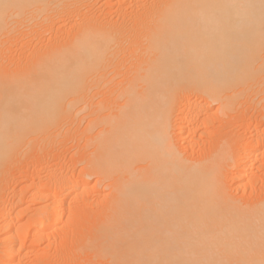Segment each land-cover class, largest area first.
I'll list each match as a JSON object with an SVG mask.
<instances>
[{
	"label": "bare ground",
	"instance_id": "obj_1",
	"mask_svg": "<svg viewBox=\"0 0 264 264\" xmlns=\"http://www.w3.org/2000/svg\"><path fill=\"white\" fill-rule=\"evenodd\" d=\"M93 1L0 0V183L16 164L20 183L31 177L42 149L82 142L77 174L76 165L64 163L50 175L48 187L43 182L47 188L36 180L30 185L38 189L28 202L39 203L32 212L33 236L41 239L60 219L59 197L84 195L96 178L107 191L101 189L104 208L81 244L94 264H264V195L249 202L234 194L251 183L249 161L258 148L264 152V134L254 127L257 136L246 138L251 136L246 130L243 148L230 150L231 143L223 141L196 161L183 156L189 147L181 146L182 135L190 132L184 121L197 124L190 110L200 116L203 111L202 127H208L214 103L231 119L245 103L256 108L264 101V0H145L139 13L123 10L115 21L89 17ZM61 23L74 29L63 34L64 42L58 41ZM53 30V47L36 52L14 72L4 68L6 45L29 51L35 39L44 43L41 38ZM191 96L198 103L179 111L181 100ZM243 117L240 134L250 125ZM53 156L32 178L48 171ZM14 188H0V264H14L30 242L24 226L11 235V220L23 215L16 210L23 196L13 195L14 204L4 201Z\"/></svg>",
	"mask_w": 264,
	"mask_h": 264
},
{
	"label": "rangeland",
	"instance_id": "obj_2",
	"mask_svg": "<svg viewBox=\"0 0 264 264\" xmlns=\"http://www.w3.org/2000/svg\"><path fill=\"white\" fill-rule=\"evenodd\" d=\"M95 1V0H94ZM93 1V2H94ZM98 1V2H97ZM96 2H92V4L90 5L91 7H88L86 10L88 11V15H89V13L91 12V14L90 15H92V16H90L89 15V17H96V18H100L101 17V19L102 18H104V20H106V21H112V19L115 21L116 19H117V16H118V14L120 13V12H122L123 10H124V13H126L127 11V15H130V14H132V15H135L137 12L139 13L140 11L139 10H141V6H142V2H143V5H144V3H146L147 1L149 2V0H147V1H145V0H140V1H135L134 0V3L136 4V5H134V3H133V1L132 0H124L125 2H121L120 4L119 3H116V4H114V1H116V0H101V1H104V2H102L101 3V1L100 0H97ZM100 1V2H99ZM106 1H108L107 2V4L105 3ZM123 1V0H122ZM132 1V2H131ZM145 1V2H144ZM140 2V3H139ZM123 3H125V4H123ZM94 5V6H93ZM140 5V6H139ZM93 6V7H92ZM133 6H135V7H133ZM137 6H139V8L137 7ZM95 7V8H94ZM135 8V9H134ZM89 9V10H88ZM137 9V10H136ZM109 10V11H108ZM90 11V12H89ZM111 11V12H110ZM116 11H118V12H116ZM137 11V12H136ZM93 12H95V13H93ZM100 12V13H99ZM131 12V13H130ZM98 13V14H97ZM103 15H102V14ZM107 13H109V15L107 14ZM129 13V14H128ZM100 14V15H99ZM100 16V17H99ZM106 18V19H105ZM108 18L110 19V20H108ZM113 21V22H114ZM62 24V23H61ZM68 25V24H67ZM66 24H64V26H63V24H62V27L60 28L59 27V29H58V33H62V34H57V35H59L58 36V41L59 42H64V40L66 39L65 38V36L69 33V30H70V34L74 31V29H71L69 26H67ZM68 27V28H67ZM70 28V29H69ZM68 30V31H67ZM71 30H73L72 32H71ZM56 32L57 30H53L52 32H48V33H46L42 38H41V40L43 41V40H45V41H43L44 43H42V42H38V41H40V40H37V39H35L34 41H33V44L31 43V45L29 46L30 48H28L29 49V51H26L27 49H25L24 47H19L18 49H16V47L13 45V46H9V45H6L4 48H5V50H6V53H5V55L3 56V61H4V68L5 69H7V70H9L10 72H14L15 70H18V69H20V68H22V67H24L27 63H26V59H28V58H30L31 59V57H33L34 55H35V53L36 52H38V51H45V50H47L48 48H51V47H53L54 45H55V39H53L54 38V36H55V33H53V32ZM62 31V32H61ZM66 31L68 32V33H66ZM63 34H66L65 36L63 35ZM45 38V39H44ZM52 40H51V39ZM65 38V39H64ZM46 39H47V42H46ZM62 39H64V40H62ZM36 40H37V43L34 45V43L36 42ZM66 41V40H65ZM39 43V44H38ZM42 43V44H41ZM34 46V47H33ZM24 59V60H23ZM191 97H193V98H191ZM190 97V99H189V101H185V100H181V103H182V105L178 108V110L180 111V110H182L183 109V105H185V104H187V103H192L193 105H194V102H196V101H198V100H196L197 98L196 97H194V96H191ZM95 101H96V99H95ZM262 102H264L263 100H262ZM260 103L259 102V104L260 105H258V107H261L260 109L258 108V107H256V106H254V107H256V108H251L250 106L251 105H253V104H249V103H245V105H242V106H240L239 108H237L236 110H235V112H233L232 113V117L233 118H231L230 119V117H226V116H223V114L222 113H220L219 111H218V109H217V104H213V105H211L210 107H213V108H210V110L208 109V111H209V113H208V111H207V115L208 116H210V117H212L213 115L214 116H216V118L218 117L219 119V121L218 120H216V118L213 116L212 118L213 119H211V118H208V119H206V120H208V122H209V126L207 127V126H204V127H202V124L204 123L203 122V119H201L202 117H204L205 115H204V112L203 111H201L200 113H201V116L198 114V111L197 112H195V110L194 111H192V110H190L189 111V113L187 112V114H188V116H189V114H190V112L192 113L193 112V114L191 115V116H193L194 117V119L197 121V124H196V122L192 119V120H186V121H184V126H186V123L187 122H189L190 123V125H188L187 124V126L186 127H188L187 129L190 131L189 133H187V134H184V135H182V137L184 138V137H186V138H184V140H185V142L183 141V143L181 144V146L183 145V147L185 148L187 145H188V147H189V149L188 150H186V148H185V150L186 151H184L183 153H185L183 156H187V157H189L190 159H192L193 161L196 159V160H199L202 156V159L203 158H205V155H207L208 156V154L211 152V151H213V150H215L214 148H216L217 146H218V144L219 143H222L223 141H227V143L228 142H230L229 144H230V150H232V149H235L237 146L239 147V148H241L242 146H244L245 145V139L246 138H249V137H254V134L256 133V132H258V134L260 133V134H264L263 132H264V108L262 107L263 105H264V103ZM196 103H198V102H196ZM196 103H195V105H196ZM199 103H201V101H199ZM191 104V105H192ZM198 105V104H197ZM200 105V104H199ZM198 105V106H199ZM185 107V106H184ZM215 109H217L216 111H215ZM256 111H254V110ZM258 110V111H257ZM260 111V112H259ZM202 112H203V114H202ZM216 112V113H215ZM217 112H219V114L217 113ZM195 113V114H194ZM196 113L198 114V116L199 117H196ZM209 114H211V115H209ZM218 114V115H217ZM220 114H222V115H220ZM250 115H251V117H250ZM187 116V117H188ZM207 116V117H208ZM241 116H244L243 117V119L247 122V124H250V125H246L247 127H245L244 128V130H243V133L242 134H240L241 132H237V129H238V125H239V123H238V117H241ZM245 116L247 117V118H245ZM192 117V118H193ZM207 117H205V118H207ZM189 118L191 119V117L189 116ZM198 118V119H197ZM222 118V119H221ZM253 120V118H254V122L251 120V119ZM188 119V118H187ZM246 119H248V120H246ZM251 121H250V120ZM199 120H202V123H201V121H199ZM226 120V121H225ZM191 121H194L193 123H191ZM218 121V122H217ZM222 122V124H219V123H221ZM251 122V123H249V122ZM186 122V123H185ZM207 122V123H208ZM231 122V123H230ZM258 123V124H256V123ZM211 123V124H210ZM199 124V125H198ZM195 125V126H194ZM200 125H201V127H200ZM205 125H208V124H205ZM219 125H221V127H219V129H217L216 131H214L213 132V130H215L216 128H218L217 126ZM253 125H255V126H253ZM216 126V127H215ZM253 126V127H252ZM194 130L193 132H192V129ZM199 127V128H198ZM210 127H213L214 129L212 130V128H210ZM228 127V128H227ZM255 127V129H256V132H255V129L253 130L252 128H254ZM185 128V127H184ZM222 128V129H221ZM248 128V129H247ZM251 128V129H250ZM258 128V129H257ZM186 129V128H185ZM186 129V130H187ZM202 132H201V131ZM204 130H206L205 132H206V134H205V132H204ZM212 130V131H211ZM222 130V131H221ZM248 132H250V130H251V136H248V137H246V134H249L250 135V133H248ZM259 130V131H258ZM263 131V132H262ZM185 132V131H184ZM192 132V133H191ZM199 132V133H198ZM254 134H253V133ZM262 132V133H261ZM210 133H213V134H210ZM215 133H216V135H215ZM192 134H193V137H192ZM194 134H195V136H194ZM259 134V135H260ZM209 135H210V137H209ZM191 136V137H190ZM206 136H207V138H206ZM255 136H257V133L255 134ZM264 136V135H263ZM198 137H200V138H198ZM204 137V138H203ZM242 137H246L245 139L243 138L242 139V141H244V143L241 141V139L240 138H242ZM187 138H188V141H187ZM255 138V137H254ZM191 139V140H190ZM200 139V140H199ZM222 139H224V140H222ZM240 140V141H238V140ZM201 141V142H200ZM237 141H238V144H235V143H237ZM193 142V143H192ZM240 142H241V145L242 144H244V145H240ZM262 142V141H261ZM82 143V142H81ZM81 143H78V144H75V143H72V141H68V143H66L65 145H63V143H61V144H57L56 145V147L51 151V150H49L48 152L46 151L47 150V148H45V149H42V151L43 150H45L44 152H42V151H39L40 153H37V154H35L36 156V158L35 159H37L36 161H38V162H35V164H32V168L34 169V174H37L36 173V171L38 172V170H40V169H42L43 168V166H41V164L42 165H44L45 164V162L48 160L49 161V156L51 157L52 156V153L54 154V156H53V158L52 159H50V160H54V161H52L51 163V167L48 169V171H45V170H43L41 173H39V175H36V178H32V176L34 175V174H31V177H30V175L28 176L29 178H27L24 182H22V183H20L19 182V179L16 177L17 176V174H18V172H19V167H18V165L19 164H16V165H14V167H12V169H13V174L11 173V176H9V178H7V179H9V180H7V182L6 181H1V183H0V188H2L3 186H6V187H9V188H14V194H11L10 195V197H7V198H5V203L7 202H9L10 204H14V202H17L16 200V197L15 196H23L22 198H23V201H22V203L19 205V206H17V208H16V210H22L23 212H22V219L20 220L19 219V217H18V219H17V221H14L15 219H13V220H11V221H13V222H11V223H13V225H15V227L13 226V231L10 233L11 235H14V233H15V231H14V228H17V227H21V226H24V227H22L23 229H24V232H23V234L25 235L26 233V237L27 238H25V241H27V242H29V240H30V242L29 243H33L32 244V246H31V244H27V243H24V245H23V247H22V251L20 250V252H18L19 254L18 255H16V257H15V262H14V264H16V262H19L20 260V262L18 263V264H94V262H91L93 259L92 258H90L91 256H90V254L88 253V252H83V251H81V244L84 242V240H86L88 237H90L91 235H92V232H93V230H94V227H95V225H96V223H97V221L99 220V218L98 217H100L101 216V212L103 211V206H102V198H104L103 196L105 195L104 193H106L107 191L102 187V185H98L97 186V184L95 183L96 181V178H91V180H89V185L87 186V189L85 190V191H83V193H84V195H82V193H81V191H72V192H68V193H66V194H63V196H61V197H59L60 199H62V209H60V219H58L56 222H58L57 224H56V222H55V224L53 223V225H55V226H51V228H49L48 229V231L47 230H43V233H45V231L47 232V233H45L44 234V236H46V237H42L41 239H37L35 236H33V230H34V228H32V222H31V220L33 219V214H32V212H34L33 211V208H36L37 206H38V204L35 202H31L30 203V201L28 202V197L30 196V194H31V192L32 191H34V189L35 190H37L38 189V187H39V183H40V185L41 184H43V182H44V184H46L47 182V187H48V185H49V181H50V179H51V176H52V174L55 172V171H58V167L59 166H61L62 164H68V165H70L71 164V162H72V164L71 165H76V166H74L76 169L74 170V174L73 175H75V174H77V171H78V169H80L81 167H80V163L77 165V163H78V161L80 160V158L79 157H81L82 158V150L80 151V146H82V144ZM204 143V144H203ZM201 144V145H200ZM197 145V146H196ZM220 145V144H219ZM79 146V147H78ZM204 146V149H202V147ZM233 146V147H232ZM182 147V148H183ZM191 147H192V149H191ZM197 147V148H196ZM250 147V146H249ZM248 147V148H249ZM58 150H57V149ZM62 148H63V150H62ZM65 148V149H64ZM199 148H201V149H199ZM209 148V149H208ZM243 148V147H242ZM60 149V150H59ZM194 149L196 150V151H194ZM212 149V150H211ZM238 149V148H237ZM245 149H247V147L245 148ZM249 149H251V147L249 148ZM249 149H247V151H249ZM259 150H257L258 152H256V155L257 156H254L253 158H252V162L253 163H251V161H249L250 162V164H251V166L248 168L249 170H247V172H248V174L250 173V175H251V183H249V184H247V187H246V189H245V191H243V188L239 191V192H236V193H234L235 194V197L237 196V197H241V199L243 198L244 200H246V201H252V200H254V198L256 199V198H261L263 195H264V159H263V156H264V152L261 150V148H258ZM78 150V151H77ZM202 150H204V151H202ZM206 150V151H205ZM211 150V151H210ZM56 151V152H55ZM58 151V152H57ZM61 151V152H60ZM189 151V152H188ZM190 151H191V153H190ZM263 153H262V152ZM24 152H28V154L29 155H31V153L30 152H32V150H30V151H24ZM203 152H204V155H203ZM51 153V154H50ZM79 155H78V154ZM189 153V156L187 155ZM49 154V155H48ZM56 154V155H55ZM77 154V155H76ZM262 154H263V156H262ZM39 155V156H38ZM193 155V156H192ZM201 155V156H200ZM256 157V158H255ZM57 158V159H56ZM198 158V159H197ZM255 158V159H254ZM257 158H258V160H257ZM260 158V159H259ZM47 159V160H46ZM56 159V160H55ZM68 159V160H67ZM78 160V161H76V160ZM72 160V161H71ZM73 160H75V164H74V161ZM195 160V161H196ZM262 160V161H261ZM59 162H61V163H59ZM67 162V163H66ZM77 162V163H76ZM258 162V163H257ZM22 163H24V162H22ZM36 163H37V165H36ZM256 163V166L254 165ZM260 163H262V164H260ZM260 164V165H259ZM13 166V165H12ZM20 166V165H19ZM80 167V168H78V167ZM40 167V168H39ZM42 167V168H41ZM255 167V168H254ZM37 169V170H36ZM251 169V170H250ZM258 169V170H257ZM15 170V171H14ZM55 170V171H54ZM253 170V171H252ZM256 170V171H255ZM54 171V172H53ZM251 171V172H250ZM259 173V174H258ZM15 174V175H14ZM51 175V176H50ZM252 175H255V176H252ZM15 176V178H17V179H13V177ZM37 176H38V178H37ZM33 177H35V175L33 176ZM48 177V178H47ZM72 177H74V176H72ZM45 179H48V180H45ZM260 180V181H258V180ZM263 179V180H262ZM28 180V181H27ZM33 180V181H32ZM34 180H36V183H38L37 185H38V187H37V189H36V187L35 186H33V187H35V188H33V187H30V185L32 184V183H34L35 181ZM38 180H41L42 181V183L40 182V181H38ZM254 180V181H253ZM19 182V184H18V182ZM38 181V182H37ZM244 181H245V179H244ZM17 182V183H16ZM94 182V183H93ZM247 182V180L244 182V183H246ZM260 182V183H259ZM3 183V184H2ZM43 184V185H44ZM96 184V185H95ZM243 184V183H242ZM258 184V185H257ZM1 185H2V187H1ZM18 185V186H17ZM23 185V186H22ZM29 185V186H28ZM36 185V184H35ZM94 185V186H93ZM25 186H27V187H25ZM42 186V185H41ZM45 186V185H44ZM44 186H42V188L44 187ZM101 186V187H100ZM250 186H252V188L250 187ZM20 187H24V188H20ZM46 186L44 187V188H47ZM256 187V188H255ZM22 189L21 191L20 190H18V189ZM89 188V189H88ZM231 188V187H230ZM253 188H255V189H253ZM100 191H99V190ZM101 189H104L106 192H104V190H101ZM250 189L252 190V191H250ZM28 190V191H27ZM30 190V191H29ZM43 190V189H42ZM79 190V189H78ZM25 191H27V192H25ZM45 191V190H44ZM47 191V190H46ZM45 191V192H46ZM87 191V192H86ZM86 192V193H85ZM104 192V193H103ZM253 192V193H252ZM255 192V193H254ZM17 193H19V195L17 194ZM22 193V195H20ZM29 193V194H28ZM76 193H78L77 195H76ZM81 193V194H80ZM251 193V194H250ZM16 194V195H15ZM24 194V195H23ZM26 194H28V196H26ZM71 194H72V196H71ZM100 194V195H99ZM104 194V195H103ZM13 195H15L14 197H13ZM67 195H70V196H68L67 197ZM103 195V196H102ZM78 196V197H77ZM82 196V197H81ZM98 196H99V198H98ZM101 196V197H100ZM11 197H13V198H15V201L13 200V198H11ZM63 197V198H62ZM79 197H80V199H81V201H80V199H79ZM10 198V199H9ZM74 198V199H73ZM97 198V199H96ZM248 198H249V200H248ZM8 199V200H7ZM26 199H27V201H26ZM242 199V200H243ZM76 201V202H75ZM11 202H13V203H11ZM28 202V203H27ZM78 202V203H77ZM102 202V203H101ZM101 204V206H100V204ZM23 204H24V206H23ZM34 204V205H33ZM35 205H37V206H35ZM26 206H28V207H26ZM71 206V207H70ZM83 206H85V207H83ZM97 206V207H96ZM71 208V212H70V208ZM20 208V209H19ZM24 210H23V209ZM28 208V209H27ZM72 208H74L73 210H72ZM81 208V209H80ZM102 208V209H101ZM77 209H79L78 211H77ZM26 210H28V211H26ZM97 210L99 211V212H97ZM101 210V211H100ZM30 211H31V213H30ZM75 212L74 214H73V212ZM86 212V214H87V212H89L88 214V216H85V214L83 213V212ZM24 212H25V215H24ZM28 212V213H27ZM97 212V213H96ZM62 213H63V215H62ZM68 213H70L71 215H69L68 216ZM100 213V214H99ZM29 214H32V218H30L31 217V215H29ZM29 215V216H28ZM98 215V216H97ZM24 216V217H23ZM29 218H28V217ZM85 216V217H84ZM12 217H13V215H12ZM72 217H73V219H72ZM21 218V217H20ZM69 219V222H68V219ZM78 218V219H77ZM86 218H89V219H87L86 220ZM29 219H30V221H29ZM77 219V220H76ZM71 221V222H70ZM19 222V224H17V223ZM30 222H31V224H30ZM21 223V224H20ZM24 224H26V226H27V228H26V226L24 225ZM28 225H29V228H28ZM32 229H31V228ZM21 228V229H22ZM25 228H26V230H25ZM22 229V230H23ZM47 229V228H46ZM54 229V230H53ZM27 231V232H26ZM64 231V232H63ZM26 232V233H25ZM31 234V235H30ZM49 236H48V235ZM58 235V236H55V235ZM30 235V236H29ZM1 237V236H0ZM87 237V238H86ZM17 238V237H16ZM50 238L52 239V240H50ZM35 239L36 240H40V241H38V243H36L37 241H35ZM65 239H67V240H65ZM16 240V239H15ZM19 240V239H18ZM34 242H33V241ZM77 240V241H76ZM51 241V242H50ZM53 241V242H52ZM13 242H15V241H13ZM16 242H18V241H16ZM15 242V243H16ZM44 244H43V243ZM70 242V243H69ZM46 243H48V244H46ZM51 243V244H50ZM54 243V244H53ZM60 243V244H59ZM69 243V244H68ZM77 243V244H76ZM62 244V245H61ZM63 244H65L64 246H63ZM73 244V245H72ZM15 247H13L14 248V250L15 249H18V245H19V243H17L16 245L15 244H13ZM27 245V246H26ZM55 245H56V247H55ZM60 245V246H59ZM76 245V246H75ZM31 246V247H30ZM34 246V247H33ZM69 246V247H68ZM64 249H63V248ZM67 247V249H65ZM77 247V248H76ZM25 249V250H24ZM54 249V250H53ZM63 249V250H62ZM77 249V250H76ZM23 250L25 251L24 253H25V255H26V257L24 256V254H23ZM80 250V251H79ZM29 253H28V252ZM34 251V252H33ZM54 251H56V252H54ZM77 251V252H76ZM32 252V253H31ZM22 253V254H21ZM31 253V254H30ZM79 253V254H78ZM87 253L89 254V256L87 255ZM30 255V256H29ZM44 255H45V257H44ZM17 256H19V257H17ZM24 256V257H23ZM40 257H41V259H40ZM44 257V258H43ZM27 258V259H26ZM33 258V259H32ZM39 258V259H38ZM46 258L48 259L49 258V260H47L46 261ZM19 259V260H18ZM23 259V260H22ZM91 259V260H90ZM18 260V261H17ZM26 260V261H25ZM29 261V262H28ZM93 261H95V260H93ZM12 262V263H13ZM37 262H39V263H37ZM41 262H43V263H41Z\"/></svg>",
	"mask_w": 264,
	"mask_h": 264
}]
</instances>
